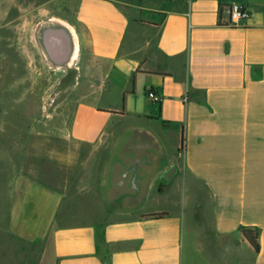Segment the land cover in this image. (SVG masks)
Listing matches in <instances>:
<instances>
[{
    "label": "crops",
    "instance_id": "crops-1",
    "mask_svg": "<svg viewBox=\"0 0 264 264\" xmlns=\"http://www.w3.org/2000/svg\"><path fill=\"white\" fill-rule=\"evenodd\" d=\"M233 5L249 19L231 23ZM127 7L77 0L85 62L100 80L68 130L84 149L80 167L97 169L77 178L78 187L92 185L98 202L107 183L108 194H127L114 198L115 209L90 208L94 215L74 221L70 186L21 179L7 225L28 241L48 242L47 264H264V0H168L162 9L131 5L135 16ZM125 115L173 141L168 182L169 170L148 181V157L160 151L155 137L108 132ZM154 183L158 192L175 184L177 203L131 213ZM243 230L257 234L258 250Z\"/></svg>",
    "mask_w": 264,
    "mask_h": 264
},
{
    "label": "rangeland",
    "instance_id": "rangeland-1",
    "mask_svg": "<svg viewBox=\"0 0 264 264\" xmlns=\"http://www.w3.org/2000/svg\"><path fill=\"white\" fill-rule=\"evenodd\" d=\"M117 1L128 5V13L135 16L138 10L131 13V5L162 9L168 0ZM76 6L77 0H0V264H40V253L42 264H47L48 242L38 245L28 241L7 225L5 214L14 191L23 185L21 179L36 178L55 190L70 186L69 210L78 216L74 221L86 220L90 208L115 209L114 198L127 194L126 188L108 194L107 183L98 202L92 185L77 184V178L97 169L80 167L77 159L84 149L68 140V130L77 105L89 95L91 86L98 84L100 76L85 62ZM107 129L119 139L138 133L156 138L160 151L148 157V181L154 182L157 175L172 169L169 149L173 141H164L159 128L125 115L109 122ZM142 154L147 156L140 151ZM155 184L145 186L131 213L170 210L177 203L175 184L165 192H158L162 187Z\"/></svg>",
    "mask_w": 264,
    "mask_h": 264
},
{
    "label": "built area",
    "instance_id": "built-area-1",
    "mask_svg": "<svg viewBox=\"0 0 264 264\" xmlns=\"http://www.w3.org/2000/svg\"><path fill=\"white\" fill-rule=\"evenodd\" d=\"M227 12L229 16V21L231 23H238L241 21H246L250 17L249 13L245 9L239 6H236V5L230 6ZM148 96L154 100H157L155 95H153L152 93H149Z\"/></svg>",
    "mask_w": 264,
    "mask_h": 264
},
{
    "label": "trees",
    "instance_id": "trees-1",
    "mask_svg": "<svg viewBox=\"0 0 264 264\" xmlns=\"http://www.w3.org/2000/svg\"><path fill=\"white\" fill-rule=\"evenodd\" d=\"M157 215H159V214H157ZM150 216H153V215H150ZM242 234L246 238V240L250 243V245L255 250H258L257 234L251 230H243Z\"/></svg>",
    "mask_w": 264,
    "mask_h": 264
},
{
    "label": "water",
    "instance_id": "water-1",
    "mask_svg": "<svg viewBox=\"0 0 264 264\" xmlns=\"http://www.w3.org/2000/svg\"><path fill=\"white\" fill-rule=\"evenodd\" d=\"M252 1H259V0H252ZM172 174H173V170H169L163 177V181L164 182H168L171 177H172Z\"/></svg>",
    "mask_w": 264,
    "mask_h": 264
},
{
    "label": "bare ground",
    "instance_id": "bare-ground-1",
    "mask_svg": "<svg viewBox=\"0 0 264 264\" xmlns=\"http://www.w3.org/2000/svg\"><path fill=\"white\" fill-rule=\"evenodd\" d=\"M75 50H76V47H75Z\"/></svg>",
    "mask_w": 264,
    "mask_h": 264
},
{
    "label": "flooded vegetation",
    "instance_id": "flooded-vegetation-1",
    "mask_svg": "<svg viewBox=\"0 0 264 264\" xmlns=\"http://www.w3.org/2000/svg\"><path fill=\"white\" fill-rule=\"evenodd\" d=\"M37 39V38H36ZM37 41V40H36ZM38 42V41H37Z\"/></svg>",
    "mask_w": 264,
    "mask_h": 264
}]
</instances>
